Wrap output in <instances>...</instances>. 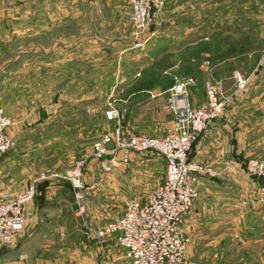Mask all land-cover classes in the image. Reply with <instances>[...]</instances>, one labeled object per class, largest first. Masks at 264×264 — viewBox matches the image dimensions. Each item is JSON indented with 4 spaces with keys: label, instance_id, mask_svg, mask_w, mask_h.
I'll return each mask as SVG.
<instances>
[{
    "label": "rangeland",
    "instance_id": "374dc122",
    "mask_svg": "<svg viewBox=\"0 0 264 264\" xmlns=\"http://www.w3.org/2000/svg\"><path fill=\"white\" fill-rule=\"evenodd\" d=\"M113 1L117 2L118 7H114ZM162 1L163 8L158 18V24L154 27L157 30V35H162L163 39L160 42H173V46H175L177 42L185 39L189 44L193 43L186 47L188 52H206L207 56L198 60L193 59L188 64L183 61L177 69L171 70L167 58L160 59L158 55L150 52V48L155 42L149 43L143 50L131 49V39L130 35L128 37L127 30L129 28L122 27V23L126 24L128 18V12L125 11L129 7L128 0H2L3 8L6 11L3 19H7V15H11V10L6 8L18 4L16 14L24 25L21 24L23 26L21 34L24 33V35L26 25H30L29 31L32 33L34 28L31 26L35 25L36 21L42 23L43 19L48 21L54 18L51 14L55 13L56 7L49 10L52 5L66 6L67 19L73 18L74 9H78V11L81 9L79 13L83 25V36H86L84 33L86 30L89 31L90 23L94 25L92 37L95 42L92 45L95 44L99 48L96 70L95 68L93 70L92 65L91 75L89 74L88 59L81 60L80 67H77L79 60L69 61L74 71L80 69V72H83L79 82L81 80L84 82L89 76H92V81L96 78V86L92 88H89L88 83L81 82L79 85L71 87L72 90H63L65 85L57 83V76L49 73L48 62L43 57L42 46L53 45L51 49L55 50L58 45L51 42L60 33L65 35L66 45L73 46L74 40L71 36L74 31L71 22L64 28V32L55 28L56 31L52 33V38H27L25 42L14 43L11 51L8 41L0 44V102L9 110L14 111L15 115L18 114L20 117L30 115L27 121L24 119L21 138H12L15 145L4 156H11L14 153L25 154L28 151L30 153L28 163L34 164L33 170L36 175L38 174V177L42 173L46 176L54 173L53 176L64 181H66L65 175L73 163L78 159H85L83 171L85 184L89 189L94 188L93 183L100 184L98 196L93 202L95 204L93 210L98 211L96 213L99 214L100 220L103 217L108 219H103L99 224L94 225L92 215L87 213L90 207L87 202L85 214H88V217L80 219L85 214L82 217L75 216L79 220L77 221L80 226L78 229L82 231V234L88 229L95 235L97 228L120 217L127 202L143 200L162 180L165 172V166L160 157L151 152L134 154L127 166L118 164L113 166L110 157L98 161L90 157L92 144L117 127L116 122L107 121L104 116L106 104L110 98H122L124 94H129L128 90L134 92L146 84L150 89L156 86L163 91L166 88L164 81L167 78L191 76L201 82L197 86L199 90L198 94L195 93V98L204 99L206 102L205 77L198 75L202 65L207 66L205 65L207 62L208 66L213 68L212 66H217L219 60H222L221 57L226 59L228 56L240 55L242 57L236 60L239 69L247 75H251L262 59L264 0ZM177 7L178 9L173 11V8ZM115 17L122 19L121 24L118 23V27L114 24ZM26 19L30 23L26 24ZM175 22L176 28H174ZM163 25L164 29L170 32L168 37H165L168 32L162 34ZM116 28H118V32L116 30L113 32V29ZM121 30H124L122 33L124 38L118 40L116 34H120ZM89 37L88 35L86 38ZM196 42L199 43L196 44ZM167 45L169 44L167 43ZM182 45L176 46L179 48ZM171 50L173 47L169 51ZM15 52H19V58L14 57ZM225 67L227 71H231L232 61H226ZM66 77L72 78V75L68 73ZM256 81L260 80L253 78L251 84L257 86L260 84L264 87L263 83L256 84ZM114 84L116 87L111 88ZM111 89L115 91L114 94ZM118 90L120 92L117 94ZM1 108L5 112L2 106ZM124 108L126 107H121V109ZM50 115L53 117L49 118ZM13 118H10L12 126L14 125L13 120H15ZM12 126L10 129L13 128ZM251 159L264 162L259 158L251 157L246 161V164ZM88 165L97 170L92 171V174L87 168ZM250 178L255 183V189L262 184L261 181ZM90 192L92 196V190ZM37 194L36 188L35 198ZM254 195L253 190L248 198V207L250 211L258 212L264 220L258 206H252ZM105 205H109V208H106ZM101 213L102 215H100ZM26 221L27 218L24 229L13 246H16V249L24 244L23 240L19 244L18 242L24 234ZM95 221L98 220L95 219ZM80 236L76 234L71 238L73 242H78ZM85 237L87 238L86 235ZM42 253L53 254V252ZM19 262L21 263V261ZM187 262L189 263L188 260ZM22 263L26 264V260L23 259ZM0 264H7V261L3 260Z\"/></svg>",
    "mask_w": 264,
    "mask_h": 264
},
{
    "label": "crops",
    "instance_id": "0c3cea01",
    "mask_svg": "<svg viewBox=\"0 0 264 264\" xmlns=\"http://www.w3.org/2000/svg\"><path fill=\"white\" fill-rule=\"evenodd\" d=\"M2 3L0 0V44L8 41L11 51L14 43L25 42L27 38H52V33L56 29L64 32V28L71 22L74 31L71 36L74 40L73 46L66 45L63 33L55 36L51 42L58 45L55 50L51 49L53 45L42 46L43 57L48 62L49 73L57 76V83L65 85L63 90H72L71 87L79 85L81 82L88 83L89 88L96 86V78L92 81V76L86 78L84 82L82 80L79 82L83 72L81 73L80 69L74 71L69 62L70 60H79L77 67H80V61L88 59L90 65L87 70L90 75L92 65L93 70L97 68L99 48L95 44L92 45L95 42L92 37L95 28L93 23H90L89 31L84 32L86 36L82 35L83 25L79 13L81 9L79 11L74 9L73 18L67 19L66 6L52 5L49 10L56 7L55 13L51 14L54 18L48 21L43 19L42 23L36 21L37 23L31 26L34 28L32 33L29 31L30 25H26L24 35V33L21 34L24 25L16 14L18 4L6 8L11 10V15H7V19H3L6 11ZM116 3L113 1L115 8L118 7ZM98 7L101 10L100 5ZM177 9L178 7L173 8V11ZM125 11L128 12V18L126 24L122 23V27L129 28L127 29L129 37L131 29L129 24L130 6ZM27 20L26 24L29 22ZM120 22L122 19L115 17L116 27ZM176 25L175 22L174 28L177 27ZM115 30L118 32V28L113 29V32ZM123 32L124 30H121L120 34H116V39L123 40ZM163 32H168L165 37L170 34L169 30L164 29V25L162 34ZM88 35L90 37L86 38ZM161 39L163 38L160 34L154 37L152 44L154 42L155 44L151 46L150 52L158 55L160 59L167 58L171 70L177 69L183 61L188 64L193 59L198 60L207 56L206 52H188L186 47L193 43L189 44L185 39L176 43V45L183 44L179 48L176 45L173 46V42H160ZM198 43L196 42V44ZM172 47L173 50L169 51ZM19 52H15V58H19ZM240 57L242 56H228L226 59L221 57L222 60H219L217 66H212L210 72L203 65L198 72V75L205 77L204 81L211 75L214 81L219 82L227 101L223 115L208 126L189 153L190 160L208 166L217 173L215 177L203 176L200 178L199 196L191 211L184 218L183 226L190 241L186 249V258L189 263L264 264V220L258 212L250 211L248 207V198L255 190V183L244 172V166L249 158L255 157L264 160V87L260 84L258 86L251 84L253 78L260 80L256 81V84H264V64H261L260 61L252 74H248L250 79L245 93L240 97H235V82L232 76L236 71L242 72L236 62ZM229 60L233 65L231 71H227L225 67L226 61ZM67 71L72 75V78L66 77ZM137 75L140 76L139 73ZM194 80L196 88L189 91L190 101L193 107H199L205 101L195 98L194 95L199 90L197 86L201 82L197 78ZM172 84L167 85L163 91L156 86L151 89L140 88L134 92L128 90L129 94H124L122 98H114L118 107H126L120 124L121 130L126 133L151 137L163 136L171 124V115L164 110V104L166 91ZM114 86L115 84L111 88ZM111 92L114 94L115 91L111 89ZM116 92L118 94L120 91ZM58 104L60 105V101ZM1 106L5 110L3 112L6 116L15 119H12L14 125L7 131L8 135L15 139L16 137L21 138L24 119L27 121L30 115L20 117L0 102ZM52 117L53 115L49 116V118ZM29 154L26 151L25 154L14 153L11 156L0 157V193L8 191L15 194L36 181L38 174L36 175L33 170L34 164L28 163ZM161 162L165 166L163 159ZM87 168L91 172L97 170L89 165ZM52 174L54 173L48 174L45 180L37 183L38 194L35 200L25 207L26 227L18 242L19 244L23 240V246L19 249H16V246L0 248V263L4 260L7 261V264H23L24 259L26 264H129L124 257V249L116 242V235L100 243L90 230L87 229V232L82 234V231L78 229L80 226L77 221L79 220L75 218V216L78 217L76 215L77 208L73 202L70 186L67 185V181ZM92 186L94 187L91 188L92 196L86 200V204L89 202L90 207L87 213L92 215L91 218L94 219L93 223L96 225L108 218L103 217L100 220L99 214L96 213L98 211L93 210V205H95L93 202L98 196L100 184L97 182ZM105 207L109 208V205H105ZM88 214L80 219L88 217ZM76 234L81 236L78 242H73L71 237ZM42 252H53V254L45 255Z\"/></svg>",
    "mask_w": 264,
    "mask_h": 264
},
{
    "label": "built area",
    "instance_id": "2783aa9c",
    "mask_svg": "<svg viewBox=\"0 0 264 264\" xmlns=\"http://www.w3.org/2000/svg\"><path fill=\"white\" fill-rule=\"evenodd\" d=\"M128 2L131 49L143 50L157 35L154 27L158 24L163 1ZM260 63L264 64V48ZM205 65L210 72L211 67L207 62ZM232 78L235 82L234 95L241 96L249 85V75L236 71ZM195 86L192 77L173 76L164 104V110L171 115V124L160 137L123 132L120 124L125 109L118 107L112 98L106 104L104 116L107 121L116 122L117 127L92 144L91 158L98 161L110 157L113 166H127L134 154L151 152L165 162L164 178L143 200L127 202L120 217L95 231L94 236L100 243L116 235V242L124 249V257L129 264H190L185 258L190 241L183 226L184 218L199 196L200 178L215 177L217 173L190 160L189 153L208 126L222 116L227 101L221 84L209 75L204 83L206 102L193 107L189 91ZM11 126V119L0 107V157L15 145L7 133ZM85 162V159L76 160L65 175L78 217L86 213V200L91 196V189L83 180ZM245 173L262 182L254 190L252 206H258L264 217V162L249 160ZM46 178V174L42 173L18 193H0V247L15 245L27 218L25 206L34 200L37 183Z\"/></svg>",
    "mask_w": 264,
    "mask_h": 264
},
{
    "label": "trees",
    "instance_id": "16d2710c",
    "mask_svg": "<svg viewBox=\"0 0 264 264\" xmlns=\"http://www.w3.org/2000/svg\"><path fill=\"white\" fill-rule=\"evenodd\" d=\"M167 79H169L168 81L167 80H165L164 81V86H166L167 87V85H170L171 83H173V77L172 78H167ZM141 88H149V85L148 84H146V85H144V87H141Z\"/></svg>",
    "mask_w": 264,
    "mask_h": 264
}]
</instances>
